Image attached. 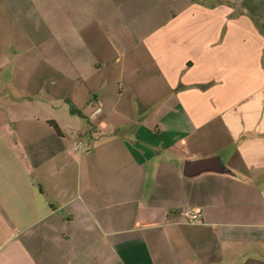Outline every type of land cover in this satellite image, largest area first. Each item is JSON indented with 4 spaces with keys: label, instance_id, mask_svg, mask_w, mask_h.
I'll use <instances>...</instances> for the list:
<instances>
[{
    "label": "crops",
    "instance_id": "1",
    "mask_svg": "<svg viewBox=\"0 0 264 264\" xmlns=\"http://www.w3.org/2000/svg\"><path fill=\"white\" fill-rule=\"evenodd\" d=\"M0 264H264V0H0Z\"/></svg>",
    "mask_w": 264,
    "mask_h": 264
},
{
    "label": "water",
    "instance_id": "2",
    "mask_svg": "<svg viewBox=\"0 0 264 264\" xmlns=\"http://www.w3.org/2000/svg\"><path fill=\"white\" fill-rule=\"evenodd\" d=\"M204 171H215L222 173L228 172V169L222 163L220 156L184 161L183 174L185 176H193Z\"/></svg>",
    "mask_w": 264,
    "mask_h": 264
},
{
    "label": "built area",
    "instance_id": "3",
    "mask_svg": "<svg viewBox=\"0 0 264 264\" xmlns=\"http://www.w3.org/2000/svg\"><path fill=\"white\" fill-rule=\"evenodd\" d=\"M84 143H83V141L81 140V139H78V140H76V141H74L73 143H72V147H73V149H78L81 145H83ZM185 216L186 217H188V218H192L194 215L192 214V211L190 210V209H188L187 211H185ZM193 221H195V222H201V219L200 218H194V220Z\"/></svg>",
    "mask_w": 264,
    "mask_h": 264
},
{
    "label": "rangeland",
    "instance_id": "4",
    "mask_svg": "<svg viewBox=\"0 0 264 264\" xmlns=\"http://www.w3.org/2000/svg\"><path fill=\"white\" fill-rule=\"evenodd\" d=\"M212 140H214V139H212ZM72 146V145H71Z\"/></svg>",
    "mask_w": 264,
    "mask_h": 264
}]
</instances>
